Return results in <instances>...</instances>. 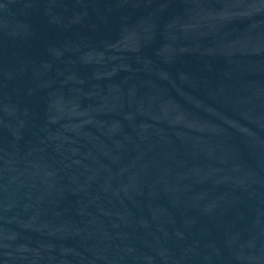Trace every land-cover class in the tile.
Returning <instances> with one entry per match:
<instances>
[{
  "label": "water",
  "instance_id": "95a60500",
  "mask_svg": "<svg viewBox=\"0 0 264 264\" xmlns=\"http://www.w3.org/2000/svg\"><path fill=\"white\" fill-rule=\"evenodd\" d=\"M0 264H264V0H0Z\"/></svg>",
  "mask_w": 264,
  "mask_h": 264
}]
</instances>
